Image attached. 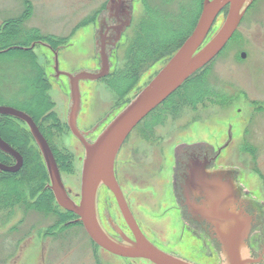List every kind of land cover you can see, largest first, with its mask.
Here are the masks:
<instances>
[{
    "label": "rangeland",
    "instance_id": "1",
    "mask_svg": "<svg viewBox=\"0 0 264 264\" xmlns=\"http://www.w3.org/2000/svg\"><path fill=\"white\" fill-rule=\"evenodd\" d=\"M202 1L166 0L167 7L157 15L153 8L164 7L157 0L124 1L131 18L113 46L109 74L80 82V131L96 123L99 133L148 83L191 33ZM105 2L0 0V34H16L17 27L6 22L12 18L20 19L18 27L35 36L22 52L0 49V105L33 113L29 115L76 202L84 148L67 125L68 80L53 77V54L38 41H49L53 47L64 44L59 49V69L94 72L99 67L97 30ZM226 11L224 7L218 15L210 36ZM0 132L23 154L21 168L0 171V180L9 176L20 180L27 202H32L40 196L39 166L43 165L47 178L41 183L46 187L49 183L41 153L23 121L1 114ZM200 142L219 151V167L234 169L243 193L256 202L249 212L255 220L248 240L254 253L264 251V0H253L221 51L135 125L115 159L117 179L144 234L165 251L207 264L213 258L201 241L205 234L184 225L171 190L175 150ZM0 161L12 165L14 158L0 150ZM20 198L0 211V264H150L108 254L91 239L78 216L56 204L54 197L55 207L47 215ZM96 208L100 222H106L108 213L129 231L105 186L98 189Z\"/></svg>",
    "mask_w": 264,
    "mask_h": 264
},
{
    "label": "water",
    "instance_id": "2",
    "mask_svg": "<svg viewBox=\"0 0 264 264\" xmlns=\"http://www.w3.org/2000/svg\"><path fill=\"white\" fill-rule=\"evenodd\" d=\"M252 2L253 0H203L191 33L93 141L86 140L76 125L80 108L78 81L95 80L105 76L109 70L108 59L100 53L98 71L70 74L58 70L55 56V72L65 74L69 79L71 104L67 125L84 148L78 202L74 201L65 189L50 146L32 117L14 107L0 105V115L17 118L27 125L41 153L49 177L47 186L52 191L56 204L75 213L91 239L103 249L123 257L145 258L154 264H195L158 248L142 234L116 181L114 162L121 144L135 125L221 51ZM117 3L125 9L124 14L128 16L125 24H128L130 10L126 8L123 0H118ZM224 7H227L225 17L216 32L210 36L212 26ZM241 55L244 56V52ZM0 150L11 155L15 161L12 165L0 163V171H17L22 164V156L1 137ZM183 180V203L192 218L209 225L210 236L217 240L221 250L219 264H249L251 258L248 252L246 253V240L253 225V218L244 214L240 207L242 192L236 171L231 168H215L209 171L204 162H193ZM101 185L106 186L114 195L133 238L124 235L113 224L120 235L118 240L109 235L101 225L96 208L97 191ZM248 199L251 203H256L253 199Z\"/></svg>",
    "mask_w": 264,
    "mask_h": 264
},
{
    "label": "flooded vegetation",
    "instance_id": "3",
    "mask_svg": "<svg viewBox=\"0 0 264 264\" xmlns=\"http://www.w3.org/2000/svg\"><path fill=\"white\" fill-rule=\"evenodd\" d=\"M124 1H126V0H124ZM104 6H105L104 7V12L101 15V18L99 19V29L97 30V40L99 42H97L96 44L99 46V56H100V53H103L108 59L109 71H108V73L105 76H103L101 78H104V77H106L109 74L110 68H111L110 54H112L111 52H113L112 51L113 50V46L115 47L117 45V43L122 39V33L125 30V28L127 27V25H128V24H125V22L128 20V16L126 14H124V10L125 9L123 8V6H119L116 3V0H106ZM126 8H127V5H126ZM38 44L44 46L47 50H50L52 52V54H53V63H52L53 70H54V66H55V56H57L58 70L59 71H64V70L59 69V62H58L59 49H61L60 47H62L64 44H60L61 46L53 47L52 44L49 41H44V40L38 41ZM99 65H100V59H99ZM99 67L96 68L95 71H97L99 69ZM80 71H87V69L83 68ZM80 71L78 70V72H80ZM65 72L71 73L70 71H65ZM73 72H76V71H73ZM73 72H72V74H75ZM78 72H76V73H78ZM60 76H65L66 79L68 80V85H69L68 77L65 74H62V73H56L55 70H54L53 77L54 78H59ZM101 78H99V79H101ZM82 81H84V79H80L78 81L79 86H80V82H82ZM88 81H90V80H88ZM91 81H93V80H91ZM97 125L98 124L95 123L93 125V128H90L89 130L87 129L85 131H81L82 134L84 135V137L88 141H92L94 139V137L96 136V134L98 133V126ZM229 139H230V137H229ZM226 143L227 142H225V145H226ZM181 146L182 147H180L179 149L175 150L176 153L174 155L175 156L174 157V161H173L174 164H173V167H172L173 176H172V180H171V190H172V194H173L174 199H175V203L177 204V208L179 210V216H180V219H182L184 221V225L185 226H187V225L193 226V228H194V229L192 228L193 230H195L196 232H200L201 234L203 232V234H202L203 236L205 234V238H203V240H201V241L204 244V246L209 249V255H211L210 257H212L214 259V260L212 259V261L208 262L207 264H219L220 261H221V258H220L221 250H220V247H219V244H218L217 240L210 236V231H209L210 227H209V225L206 222L195 220L194 218H192L190 216V214L187 212V209H186V207H185V205L183 203L184 202V196L182 194V186H183V183H184L183 177L186 174V172L189 169V167L192 166V163L193 162H204L205 168L207 170H209V171L213 170V169L219 167L218 162H216V160L218 158V155H219L218 154L219 151L214 150L211 147V145L206 143V142H200V143H196V144H184V145H181ZM196 148H198L199 150L196 149ZM3 153H5V152H3ZM5 154H7V153H5ZM55 161H56V159H55ZM0 163L8 165V163H5V162H1L0 161ZM14 163H15V161L13 162V164ZM21 165H23V160H22V164ZM114 174H115V178H116V180H117V182L119 184V187L121 189V192H122V194L124 196V199H125V201L127 203V206H128V208L130 209V211L132 213L130 202L125 197V195L123 193V190H122V187H121V185H120V183H119V181L117 179L116 172H115V162H114ZM67 191H68V194H69V190H67ZM246 197H247L246 194H244V193L242 194L241 193V199H240V203L239 204H240V207L242 208L244 214L249 215L251 218H253V222H254V220H255L254 215L249 213L250 212V208L253 207L254 205ZM120 214H121V212H120ZM132 215H133V213H132ZM259 215H260V212H259ZM121 216H122V214H121ZM133 217H134V219L136 221V224H137L139 230L142 232V234L150 242L155 244L153 241H151L144 234L139 222L136 220L134 215H133ZM105 218H106V222L105 223L101 222V223H102L103 227L105 228V230L107 231V233L110 234L112 237L120 240V235L114 229V226H113V224H114L115 227L117 229H119L124 235L128 236L129 238H133V233H132L131 229L129 228V226L127 225V223L125 222L123 216H122V218H123V220L125 222L126 227L129 230L127 232L120 225L115 223L112 220V218L108 215V213L105 214ZM246 247L249 248V250H247V252H248L249 257L251 258V262L249 264H264V251L261 250L258 253H254L251 250V246H250V243H249L248 239L246 240ZM104 251H106L111 256L115 257L117 260H120V259L121 260H126V262L143 260L144 262H147V263H150V264H154V263H152L149 260L144 259V258L123 257V256L115 255V254H113V253H111V252H109V251H107L105 249H104ZM252 252H253V254H252ZM173 254H175V253H173ZM181 257H183V256H181ZM189 260H191V259H189ZM195 263H197V262H195ZM197 264H199V263H197Z\"/></svg>",
    "mask_w": 264,
    "mask_h": 264
},
{
    "label": "trees",
    "instance_id": "4",
    "mask_svg": "<svg viewBox=\"0 0 264 264\" xmlns=\"http://www.w3.org/2000/svg\"><path fill=\"white\" fill-rule=\"evenodd\" d=\"M157 2L160 3L164 7H154L153 8V12H154L155 15L163 13L164 8L167 7L166 0H157ZM156 8H160V9H156ZM198 11H199V9H198ZM17 21H20V19H12V18H10V19L6 20V22H8V25H12L13 24L14 26H16L19 32L17 31L16 34L14 33V35H10V36L7 33V31H4V32H2V34H0V49H3V48H4L3 50L6 49L4 51V53H15V51H13L12 49H15V50L17 49L16 50L17 52H22L21 49H23V48H21V47H24L25 45L28 46L26 44V42L32 41V39L35 38V36L30 35L29 33H27V31L26 32L22 31L18 27ZM42 74H43V72H42ZM42 79L44 81H46V79L44 78V75H43ZM27 112L29 114H31V116H33L32 112H30V111H27ZM0 136L4 140H7V137H4L3 133H1V132H0ZM9 144L15 150H17L20 155L22 154L15 146H13L11 143H9ZM39 167H40V169H38V171L40 173L41 179H40L39 184H36V186H39V188H40L38 190L39 193H40V196H38L32 202H27L26 197H25V190L24 189L22 190L21 187L19 186L20 185V180H17L16 178H13V177H10V176H9L8 179H5V181L4 180H0V211L4 210L7 207H10V208L13 207L15 203H18L20 201V199H21L20 197L21 196L23 198V202L26 201L28 206L35 207V209H40V211L45 213L44 215H47L46 212L52 211V207L54 209L55 205H53V197H52L51 191H50V189L49 190L47 189L46 183L44 185L41 183V181L43 179H45V180L47 179L44 167H43V165H41ZM34 193H31L30 195L32 196V195H34ZM44 197L47 198V199L42 202V199ZM62 216H64V215H62Z\"/></svg>",
    "mask_w": 264,
    "mask_h": 264
}]
</instances>
